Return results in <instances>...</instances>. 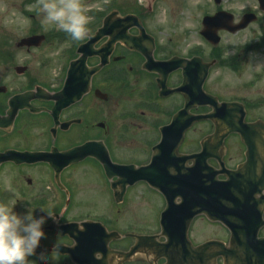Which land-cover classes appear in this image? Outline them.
<instances>
[{"label": "flooded vegetation", "instance_id": "flooded-vegetation-1", "mask_svg": "<svg viewBox=\"0 0 264 264\" xmlns=\"http://www.w3.org/2000/svg\"><path fill=\"white\" fill-rule=\"evenodd\" d=\"M261 1L204 0L199 6L198 26L191 21L189 28L174 31V36L165 40L166 44H162L154 29L152 32L146 26L147 18L141 17H146L144 13H127L112 4L106 13L92 17L90 38L70 42L61 49L60 58H51L50 46L55 41L46 32H35L34 23L27 29L30 33L20 38L19 26L12 25L11 17L3 21L0 16V154L10 151L5 161L0 162V203H15L13 208L19 209L21 199L35 218L46 216V211L56 217V221L47 219L43 225L42 249L28 258L30 264L167 263L160 252L156 256L154 249L165 240L161 233L164 198L144 181L130 185L133 175L130 170L122 172L126 186L121 188L118 172L110 171L114 176L108 177L95 154L105 148L113 163L136 167L147 164L160 138L159 127L184 108L185 95L200 89L221 102L241 106L245 122L264 126V4ZM4 3L10 8L15 2L4 0ZM110 13L119 18L133 14L140 23L135 21L125 24L126 28H111L108 31L111 36L102 33L96 36L103 19ZM216 15L219 19L213 28L203 26L204 18ZM246 20H250L246 26L237 27ZM234 28L237 29L234 31ZM140 29L145 34L140 38L139 51L127 47L122 42L124 39H116L121 37L115 32L137 38ZM53 31L56 37H62L59 30ZM36 35H43L44 42L37 45L29 40ZM93 37H97L92 40L94 49L104 44L112 46V51L110 47L106 51L111 53L108 64L102 68H108L105 73L101 69L92 74L90 68L99 63L94 55L88 56L86 67L79 62L71 66L78 56L77 48ZM46 44L47 51L42 50ZM35 50L40 51L41 57L36 58ZM190 60L193 65L189 64ZM118 61H122V67L110 68ZM227 61H232L231 66ZM209 63L212 65L208 70L204 69ZM225 65L231 68L236 83L224 84L221 78L213 76V70L218 69L220 73ZM186 67L193 76L187 83L183 76ZM121 71L133 74L130 79L134 82L139 79L141 85L136 87L141 90L140 96H133L132 86L128 88L130 92L116 100L113 83L114 78L122 75ZM87 80L89 86L84 91L83 82ZM215 84L219 87L215 88ZM140 102L142 110H139ZM210 110L209 106H204L189 109V112L209 113ZM201 124L208 127L203 136L209 134L210 122L206 120ZM260 131L261 139H256L260 149H255L254 158L264 161V128ZM191 134L182 142L180 151L183 153L194 154L199 150L201 138ZM232 151L238 158L236 166L244 162L247 146L239 134H230L224 141L221 157L229 168L232 166L227 161H235L230 155ZM35 153L41 154L36 161H33L34 155L26 156ZM214 162L212 158L207 160L213 166ZM83 171L96 174L101 180L97 192L103 195L107 205L95 214L76 211V206L83 203L85 185L79 178ZM138 188L147 192L143 199L145 210L129 208L131 205L125 202L130 191ZM151 192L157 196L154 203L148 201ZM148 214L149 223H146ZM176 217L182 219L183 215ZM198 220L200 227L210 224L205 213L194 217L189 237L195 246L210 240H194L192 232ZM83 222L98 225H93L95 230L93 226H83ZM67 223L76 224L75 241L60 228ZM259 236H264V228ZM222 241L226 242L227 237L223 236ZM58 245L75 248L72 256L52 250ZM49 248L51 250H43ZM149 248L153 249V254L149 253ZM215 264H223L222 258H217Z\"/></svg>", "mask_w": 264, "mask_h": 264}, {"label": "rangeland", "instance_id": "rangeland-1", "mask_svg": "<svg viewBox=\"0 0 264 264\" xmlns=\"http://www.w3.org/2000/svg\"><path fill=\"white\" fill-rule=\"evenodd\" d=\"M185 1H189L186 5H182ZM14 5L10 8L4 3V0H0V14L3 13L5 15H0L3 19V21L8 19V16L12 19V25L13 26H19V36L20 38L23 36H26L27 29L32 28V24L34 23V26L36 27L35 32L43 31L48 33L49 38L54 40L55 42H51L50 51L53 52L51 55V58H60V55L62 53L61 49H64V46L70 45V39L67 38V41L64 40L62 37H56V33H54L53 30H59L55 25L49 24L45 21L44 16L41 12L38 11L36 4L37 0H33V2L26 3L24 0H13ZM82 3L88 8L87 15L90 17L93 16L92 12H95L97 10L102 9H110L112 4H114L116 7H119L122 11H125L127 13H144L146 17L141 16L143 19H146V26L150 28V30L153 29L156 31V34L159 39H161L162 44L167 43L168 37L174 36V31L182 30L183 28H189L190 22L192 21V24L195 26H198L197 18H200V4L204 3V0H108L106 3L105 0H82ZM210 4L213 5L212 2ZM241 5H239L240 7ZM7 9V10H6ZM237 9V8H236ZM6 10V11H5ZM108 10H103L101 13H106ZM174 14V18L173 15ZM33 15V16H30ZM170 16V17H169ZM193 16L196 18L194 19ZM173 18V21L170 22V19ZM89 29L92 28V23L88 24L87 26ZM39 30V31H38ZM173 33V34H172ZM54 34V35H53ZM155 34V32H154ZM243 40V39H242ZM160 41V42H161ZM241 40H238L237 42H240ZM79 41H74V43H77ZM170 43V42H169ZM42 50L47 51V44ZM53 49V50H52ZM229 50V49H228ZM232 50V49H231ZM40 51L35 50L36 58L41 57V54H39ZM229 53H233L232 51H228ZM60 53V55H59ZM45 54H48L46 52ZM227 56H232V54H227ZM227 58V57H225ZM224 58V59H225ZM223 59V61H224ZM232 61H227V65H230ZM234 63V62H233ZM225 65V68L223 67L221 69V72L218 73L217 70H213V76L215 78L220 79L221 82L224 84L227 83H236L237 80L234 78L233 72H231V68H227ZM117 67H122V61L115 62L110 66V68H113L117 70ZM108 68L102 69V72H107ZM121 76L114 78L113 83V89L115 92V98L118 101L119 98H121L123 95L126 94V92H130L128 88H131L132 86L134 89L132 92L134 93L133 96H140L141 90H138L136 86H140L141 82L139 79L134 82L132 79H130L133 74H130L129 72L125 74L123 71H121ZM219 87L218 84H215V88ZM122 101V100H121ZM111 104V103H110ZM105 105V104H103ZM102 107V105L100 104ZM131 109V108H129ZM142 110L141 102H140V109ZM133 114V113H132ZM143 119V118H141ZM169 120V118H168ZM193 130L191 133H194L196 137H201L205 132L207 131L208 127L204 126L203 124H194L192 126ZM191 133L190 136L192 135ZM232 153H230L231 156L235 157V161L228 160L227 164L229 166L235 167L238 163V158ZM83 175L79 176V178L82 179L83 184L85 185L84 191L82 193L83 197V203L76 206V211H90L91 213H98L101 210L106 208V203L104 202V197L100 195L99 192H97L98 187L101 184L100 178L96 174H90L83 171ZM14 195V194H13ZM147 192L144 191L142 188L131 190L129 193V196L126 199V204H130L131 206H128L129 208L134 209H142L146 205L143 203V199L146 198ZM129 197H131L129 199ZM14 198H18L17 194L14 195ZM148 201L150 203H154L157 201V196L153 192H151L148 196ZM20 203L19 209L13 208V210L18 215H26L28 213V209H25L24 204L22 203V200L19 199L18 201ZM3 203V202H2ZM149 204V203H148ZM133 209V210H134ZM138 210V211H142ZM150 213V210H149ZM131 218V216H130ZM145 222L149 223V214L145 218ZM200 220L197 221L195 224V228L192 232L194 240H199L198 238H221V236L225 235L224 231L220 229L219 226L213 225V224H204L203 227L199 226Z\"/></svg>", "mask_w": 264, "mask_h": 264}, {"label": "water", "instance_id": "water-1", "mask_svg": "<svg viewBox=\"0 0 264 264\" xmlns=\"http://www.w3.org/2000/svg\"><path fill=\"white\" fill-rule=\"evenodd\" d=\"M246 23L240 25V27H244ZM34 39L35 43H38L42 37H34ZM223 106H226V104ZM210 117L215 124V132L208 139H223L230 132L245 131L243 134L245 139H243L249 145L250 141L252 142L254 139L253 136L255 134L254 137L258 136V129L264 128L260 123L239 126L238 124L242 123L241 119L243 117H238L229 107L225 113L218 114L215 112ZM250 131L252 136L247 135ZM252 155V153H247V162L241 165L236 173L229 172L227 174V181L216 183L214 180L211 182L214 190L212 195H218V198L221 196V198L225 199L220 202L218 201V204H227L229 213H234L226 215L220 209H216V207L215 210L213 208L211 209V212H217L215 217L223 220L232 232L230 246L220 251L224 257V264H264V238H256L258 229L263 223L261 220V212L264 206L257 207V203L261 199L258 200L256 197L262 194L264 177L257 179L254 173L256 172L255 162L251 160ZM188 180L190 186L192 179ZM220 189L221 191L217 192ZM245 214L246 216H244ZM239 218L241 221L244 220L245 225L249 224V226L247 228L243 226L240 228ZM171 243L172 241L168 245H171ZM186 251L188 253L184 257V263L183 256L177 249L173 250V258L169 257V260L174 261V264H207V259L202 256L203 245L196 251L188 245Z\"/></svg>", "mask_w": 264, "mask_h": 264}, {"label": "clouds", "instance_id": "clouds-1", "mask_svg": "<svg viewBox=\"0 0 264 264\" xmlns=\"http://www.w3.org/2000/svg\"><path fill=\"white\" fill-rule=\"evenodd\" d=\"M36 7L47 23L67 33L73 41L90 38L87 26L92 17L87 15L88 8L82 0H37ZM14 205L0 203V264H30L28 258L36 254L45 237L43 225L47 219L56 221V217L48 211L39 218L31 212L21 216L13 210ZM55 251L59 253V249Z\"/></svg>", "mask_w": 264, "mask_h": 264}]
</instances>
